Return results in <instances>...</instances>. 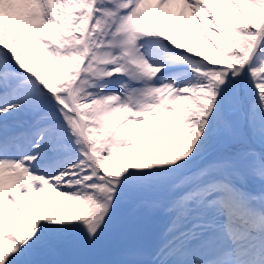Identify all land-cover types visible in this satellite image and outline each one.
Listing matches in <instances>:
<instances>
[{
  "label": "snow or ice",
  "instance_id": "6c2138e0",
  "mask_svg": "<svg viewBox=\"0 0 264 264\" xmlns=\"http://www.w3.org/2000/svg\"><path fill=\"white\" fill-rule=\"evenodd\" d=\"M0 264H264V0H0Z\"/></svg>",
  "mask_w": 264,
  "mask_h": 264
},
{
  "label": "rangeland",
  "instance_id": "374dc122",
  "mask_svg": "<svg viewBox=\"0 0 264 264\" xmlns=\"http://www.w3.org/2000/svg\"><path fill=\"white\" fill-rule=\"evenodd\" d=\"M186 24V23H185ZM182 32L184 33V30H182ZM187 34H181L180 36V40L184 41L186 39ZM184 38V39H183ZM183 39V40H182ZM192 47H194L196 50L198 49L201 52H206L207 51V45L204 43V41L200 38L199 36V32L197 30L196 36L194 38ZM55 195V194H54Z\"/></svg>",
  "mask_w": 264,
  "mask_h": 264
},
{
  "label": "bare ground",
  "instance_id": "6f19581e",
  "mask_svg": "<svg viewBox=\"0 0 264 264\" xmlns=\"http://www.w3.org/2000/svg\"><path fill=\"white\" fill-rule=\"evenodd\" d=\"M187 24H188V23H186L185 26H187ZM182 30H183V29H182ZM185 33H186L185 31H184V33L181 32V34H185ZM186 34H187V33H186ZM183 39H184V38H183ZM183 39H182V40H183ZM197 50H198V49H197ZM53 196H54V193H53ZM57 199H59V198H57Z\"/></svg>",
  "mask_w": 264,
  "mask_h": 264
}]
</instances>
